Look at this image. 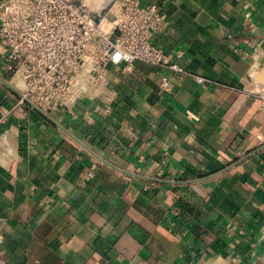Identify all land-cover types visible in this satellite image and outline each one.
<instances>
[{"label":"crops","instance_id":"0c3cea01","mask_svg":"<svg viewBox=\"0 0 264 264\" xmlns=\"http://www.w3.org/2000/svg\"><path fill=\"white\" fill-rule=\"evenodd\" d=\"M139 2L184 73L108 65L50 120L0 47V264H264V0Z\"/></svg>","mask_w":264,"mask_h":264},{"label":"built area","instance_id":"2783aa9c","mask_svg":"<svg viewBox=\"0 0 264 264\" xmlns=\"http://www.w3.org/2000/svg\"><path fill=\"white\" fill-rule=\"evenodd\" d=\"M97 1L0 0L3 73L21 80L22 99L44 114L72 106L82 94L78 81L98 84L108 65L130 70L143 62L173 74L184 73L176 60L151 44L168 24L158 4L120 0L104 14L93 15L91 7ZM179 57L178 53L174 58ZM195 80L203 83L200 77ZM167 86L162 77L160 89L166 91ZM256 96L264 106V91ZM93 170L87 172L88 179Z\"/></svg>","mask_w":264,"mask_h":264},{"label":"rangeland","instance_id":"374dc122","mask_svg":"<svg viewBox=\"0 0 264 264\" xmlns=\"http://www.w3.org/2000/svg\"><path fill=\"white\" fill-rule=\"evenodd\" d=\"M120 0H98L97 3L91 7V12L93 15L104 14L105 10H108L114 4Z\"/></svg>","mask_w":264,"mask_h":264},{"label":"water","instance_id":"95a60500","mask_svg":"<svg viewBox=\"0 0 264 264\" xmlns=\"http://www.w3.org/2000/svg\"><path fill=\"white\" fill-rule=\"evenodd\" d=\"M107 19L109 20V21H111L112 20V16L111 15H107ZM93 41L94 42H96V43H100V40H99V38L98 37H94L93 38ZM25 102L27 103V104H29L37 113H39L40 115H42L44 118H46L47 120H50L49 118H48V116L46 115V114H44L43 112H41L40 110H38L37 108H35L29 101H27V100H25Z\"/></svg>","mask_w":264,"mask_h":264},{"label":"bare ground","instance_id":"6f19581e","mask_svg":"<svg viewBox=\"0 0 264 264\" xmlns=\"http://www.w3.org/2000/svg\"><path fill=\"white\" fill-rule=\"evenodd\" d=\"M105 26H106V27H108V25H107V24H106Z\"/></svg>","mask_w":264,"mask_h":264}]
</instances>
